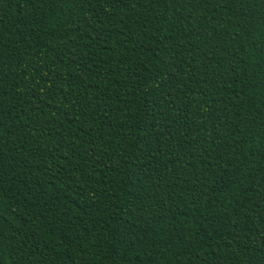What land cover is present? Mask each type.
Here are the masks:
<instances>
[{
  "label": "trees",
  "instance_id": "trees-1",
  "mask_svg": "<svg viewBox=\"0 0 264 264\" xmlns=\"http://www.w3.org/2000/svg\"><path fill=\"white\" fill-rule=\"evenodd\" d=\"M0 264H264V4L0 0Z\"/></svg>",
  "mask_w": 264,
  "mask_h": 264
},
{
  "label": "snow or ice",
  "instance_id": "snow-or-ice-1",
  "mask_svg": "<svg viewBox=\"0 0 264 264\" xmlns=\"http://www.w3.org/2000/svg\"><path fill=\"white\" fill-rule=\"evenodd\" d=\"M260 3L264 4V0H259Z\"/></svg>",
  "mask_w": 264,
  "mask_h": 264
}]
</instances>
